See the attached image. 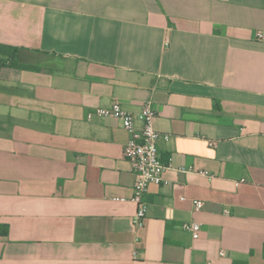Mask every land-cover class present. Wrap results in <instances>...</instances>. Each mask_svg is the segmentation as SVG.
<instances>
[{
	"label": "crops",
	"instance_id": "1",
	"mask_svg": "<svg viewBox=\"0 0 264 264\" xmlns=\"http://www.w3.org/2000/svg\"><path fill=\"white\" fill-rule=\"evenodd\" d=\"M0 44L42 70L0 76V264H264V0H0ZM148 101L136 231L131 135L88 115Z\"/></svg>",
	"mask_w": 264,
	"mask_h": 264
},
{
	"label": "built area",
	"instance_id": "2",
	"mask_svg": "<svg viewBox=\"0 0 264 264\" xmlns=\"http://www.w3.org/2000/svg\"><path fill=\"white\" fill-rule=\"evenodd\" d=\"M258 36L263 38V34H259ZM156 116L157 113L152 101L146 102L137 116L124 110L119 102H114L108 108L96 109L88 115L89 120L94 117L119 120L131 135L124 156L130 162L136 175L134 193L130 200L116 199V201L135 205L136 213L133 219V226L136 231H140L145 227L148 214V206L144 201L145 195L152 185L161 186L165 183V175L170 167L161 160L159 155L158 142L162 135L154 128ZM137 121L142 123L143 127L141 129H137ZM164 138L168 140L169 136H164ZM200 174L209 176L206 172ZM182 200H185V198ZM193 205L195 211L200 212L205 204L203 201L194 200ZM183 228L185 231L191 233L194 239L200 237L202 228L200 223H187ZM136 241L138 242L139 239H136Z\"/></svg>",
	"mask_w": 264,
	"mask_h": 264
},
{
	"label": "trees",
	"instance_id": "3",
	"mask_svg": "<svg viewBox=\"0 0 264 264\" xmlns=\"http://www.w3.org/2000/svg\"><path fill=\"white\" fill-rule=\"evenodd\" d=\"M22 49L0 44V76L7 69L24 71H42L40 68L21 63L20 54ZM10 227L0 220V242H5L9 238Z\"/></svg>",
	"mask_w": 264,
	"mask_h": 264
}]
</instances>
